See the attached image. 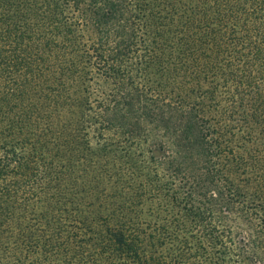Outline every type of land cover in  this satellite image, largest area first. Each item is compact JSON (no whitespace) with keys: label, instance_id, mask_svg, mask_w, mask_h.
<instances>
[{"label":"trees","instance_id":"16d2710c","mask_svg":"<svg viewBox=\"0 0 264 264\" xmlns=\"http://www.w3.org/2000/svg\"><path fill=\"white\" fill-rule=\"evenodd\" d=\"M9 3L48 27L26 51V32L6 37L8 60L0 48V83L13 91L0 96V264H176L181 254L159 249L153 230L110 221L117 194L102 170L82 184L66 162L121 156L135 142L223 206L197 240L204 253L214 244L207 264H264V206L240 200L206 106L221 86L259 84L249 63L264 57V0H0Z\"/></svg>","mask_w":264,"mask_h":264},{"label":"rangeland","instance_id":"374dc122","mask_svg":"<svg viewBox=\"0 0 264 264\" xmlns=\"http://www.w3.org/2000/svg\"><path fill=\"white\" fill-rule=\"evenodd\" d=\"M24 12L25 10L21 12L12 3L0 6V13L6 20L0 19L2 50L5 49L3 44L10 34L26 32L20 40L24 45L23 51H26V44H34L39 34H43L48 27L44 20L39 21L35 17L34 12L23 16ZM5 50L4 59L8 60L14 53H10L8 48ZM224 61L221 62L222 65ZM249 65L250 81H259V84L254 86L244 82L236 86H221L216 101L207 96L206 106L211 115L212 137L222 150L221 164L228 171V179L237 191L244 192L240 200L248 202L254 199L255 202L261 201L264 206V199L260 197L264 196V57L255 59L254 56ZM225 73V77L230 75V72ZM156 80L159 79L156 77ZM5 83L6 85L0 83V96L13 92L9 81ZM26 89L30 104L38 102L37 94L33 93L37 86L31 82ZM1 115L4 116L3 113ZM124 145L125 152L121 156H104L94 161L76 157L78 163L71 156L66 162L69 161L71 166L74 164L72 169L82 175L77 180L82 184L91 179L95 170L98 175H101V170L105 173L108 178L103 183L117 194L108 202L107 212L111 213L110 221L113 224L128 226L131 231L132 228L136 230L139 227L148 232L153 230L164 240L159 249L173 257L181 254L178 261L175 260L176 264H207L206 254L210 257L215 255L211 247L213 243L209 240L212 244L207 243L204 253L197 248V240L206 242L204 236L207 234L208 224H216L223 206L215 204L210 207L208 202L189 191L191 188L188 183L183 184L178 176L173 175L169 169L166 170L168 165L149 162L141 154L144 146L142 143ZM67 152L70 153L66 151L63 154L67 155ZM58 160L61 158L58 157ZM96 183L97 189L101 191L102 179H98ZM85 197L83 195L82 199L86 200Z\"/></svg>","mask_w":264,"mask_h":264}]
</instances>
